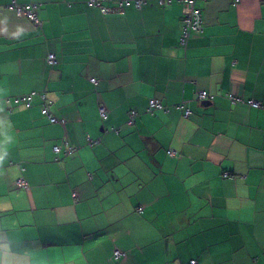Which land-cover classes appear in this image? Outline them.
I'll return each mask as SVG.
<instances>
[{
  "label": "crops",
  "instance_id": "crops-1",
  "mask_svg": "<svg viewBox=\"0 0 264 264\" xmlns=\"http://www.w3.org/2000/svg\"><path fill=\"white\" fill-rule=\"evenodd\" d=\"M86 1L0 0V264H264V0Z\"/></svg>",
  "mask_w": 264,
  "mask_h": 264
},
{
  "label": "built area",
  "instance_id": "built-area-1",
  "mask_svg": "<svg viewBox=\"0 0 264 264\" xmlns=\"http://www.w3.org/2000/svg\"><path fill=\"white\" fill-rule=\"evenodd\" d=\"M106 1H113V0H87L88 4L93 7H100L103 12H110L115 9H123L124 7L130 6V5H135L137 8H142L146 3L147 0H117V8H111L105 5ZM174 0H159V3L161 5H165L169 2H172ZM180 2H186L189 5V12L186 14L184 17V28H183V34L180 39V43L182 46H186L188 43V40L190 38L191 33L196 32V33H203L205 30L204 26V21H203V14L201 10L197 7V2L198 0H177ZM239 2L240 0H236ZM8 8H12L16 10L18 13L28 17L29 19L33 20L36 24H41V21L38 18L37 15V9H38V4L37 3H18L16 1H13L8 5ZM48 62L54 63L55 62V54H50L48 56ZM92 82L96 83V79L93 78ZM230 100L233 104L236 103H245L246 100H244L241 97H238L234 94H229ZM197 98L198 100H212L214 98L213 94H210L206 90H199L197 92ZM31 96H24L23 98H20L21 101L27 102L28 105L31 103ZM44 99V106L42 108V113L49 118L50 121L52 122H59V119H57L51 112L50 110V101H47L45 99V96H43ZM251 106L255 108H263L264 105L262 102L257 101V100H248L247 101ZM179 108H185V114L189 115L191 113L190 109H187L185 107L184 103H181L178 105ZM100 114L103 117L107 116V111L104 106H100L99 108ZM157 110H168V107L164 106L160 100L158 99H151L149 102V107H148V112L155 114ZM138 116L137 111H132L129 119V123H133L135 118ZM62 120L61 122H63ZM119 132V129L116 130ZM97 141L90 139V144L94 145ZM64 144H67L65 142ZM54 150L57 153H60L62 150V145H56L54 147ZM75 150L74 147L68 146V152H73ZM171 155H174V151H170ZM18 184L20 186H27V183L25 180L20 179L18 180ZM75 195V194H74ZM122 252L116 251L115 252V257L120 258L122 257ZM190 264H198L196 260H192Z\"/></svg>",
  "mask_w": 264,
  "mask_h": 264
},
{
  "label": "trees",
  "instance_id": "trees-1",
  "mask_svg": "<svg viewBox=\"0 0 264 264\" xmlns=\"http://www.w3.org/2000/svg\"><path fill=\"white\" fill-rule=\"evenodd\" d=\"M198 1H200V0H198ZM203 1H208V0H203ZM87 2V1H86ZM147 2H148V0H147ZM87 4H88V2H87ZM147 4V3H146ZM89 5V4H88ZM90 6V5H89ZM131 6V5H130ZM132 6H134L135 7V5H133L132 4ZM91 7H93V6H91ZM128 7V6H127ZM144 7V6H143ZM142 7V8H143ZM198 7V6H197ZM96 8H99L100 10H101V8L100 7H96ZM125 8V7H124ZM123 8V9H124ZM135 8H137V7H135ZM199 8V7H198ZM123 9H115V10H113V11H110V12H115L116 10L117 11H121V10H123ZM137 9H141V8H137ZM200 9V8H199ZM201 10V9H200ZM103 12V11H102ZM110 12H104V13H110ZM202 12V11H201ZM203 14V13H202ZM38 15V14H37ZM39 18V17H38ZM40 20V19H39ZM203 21H204V18H203ZM93 79V78H92ZM91 79V80H92ZM96 83H97V80H96ZM102 106V105H101ZM99 108H100V106H99ZM106 109V108H105ZM106 111H107V116L106 117H103L101 114H100V110H99V115H100V117H101V119L102 120H105V119H107L108 118V110L106 109ZM132 111H136V110H131V111H129V114H128V119H127V124L128 125H133V124H135V121H136V119H137V117L139 116V113H138V116L135 118V120H134V122L133 123H129L128 121H129V119H130V115H131V112ZM56 117V116H55ZM57 118V117H56ZM58 119V118H57ZM62 120H60L59 119V122H53V123H58V124H64V122L65 121H63V122H61ZM52 122V121H51ZM117 129H119V132H117L116 130ZM114 132H116V133H120V131H121V128L120 127H115V128H113L112 129ZM65 142H67V144H64ZM88 143H89V145H91L90 144V138H89V140H88ZM57 145H62V150L60 151V153H57L55 150H54V147L56 146H53V151H54V153L56 154V157H55V159L57 160V161H61L62 159H64V158H66V157H69V156H72L73 154H75L76 152H77V150H78V148L77 147H75L74 145H71L68 141H66V140H62V142H60V144H57ZM68 146H72V147H74L75 148V150L73 151V152H68ZM92 146V145H91ZM170 151H172V150H170ZM170 151L168 152L169 153V155L170 156H174L175 154H176V152H175V154L174 155H171L170 154ZM19 185V184H18ZM20 186V185H19ZM22 187H25V186H22Z\"/></svg>",
  "mask_w": 264,
  "mask_h": 264
},
{
  "label": "water",
  "instance_id": "water-1",
  "mask_svg": "<svg viewBox=\"0 0 264 264\" xmlns=\"http://www.w3.org/2000/svg\"><path fill=\"white\" fill-rule=\"evenodd\" d=\"M206 101V100H205Z\"/></svg>",
  "mask_w": 264,
  "mask_h": 264
}]
</instances>
